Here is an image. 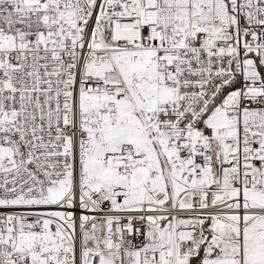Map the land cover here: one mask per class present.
<instances>
[{
    "label": "snow or ice",
    "instance_id": "obj_1",
    "mask_svg": "<svg viewBox=\"0 0 264 264\" xmlns=\"http://www.w3.org/2000/svg\"><path fill=\"white\" fill-rule=\"evenodd\" d=\"M0 264H264V0H0Z\"/></svg>",
    "mask_w": 264,
    "mask_h": 264
}]
</instances>
